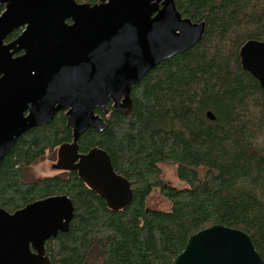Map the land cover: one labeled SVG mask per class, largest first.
<instances>
[{
  "label": "trees",
  "instance_id": "1",
  "mask_svg": "<svg viewBox=\"0 0 264 264\" xmlns=\"http://www.w3.org/2000/svg\"><path fill=\"white\" fill-rule=\"evenodd\" d=\"M175 1L185 17L205 21L203 38L133 87L130 114L110 108L107 128L79 140L82 151L106 149L132 182L129 205L111 208L75 171L28 176L31 165L72 141L63 111L23 133L4 157L1 207L13 212L58 194L74 203L69 230L46 243L53 264H175L190 236L214 224L246 231L264 259V88L240 57L246 41L264 40V0ZM164 162L186 187L161 178ZM155 188L170 210L147 205Z\"/></svg>",
  "mask_w": 264,
  "mask_h": 264
},
{
  "label": "water",
  "instance_id": "2",
  "mask_svg": "<svg viewBox=\"0 0 264 264\" xmlns=\"http://www.w3.org/2000/svg\"><path fill=\"white\" fill-rule=\"evenodd\" d=\"M0 166L20 136L66 111L73 141L58 155L113 209L129 205L132 182L110 154L79 149L90 128L104 131L109 103L134 108L133 87L162 61L204 36L206 23L185 17L175 0H0ZM21 33L11 41L9 36ZM242 67L264 88V40L240 48ZM208 116L215 119L212 111ZM75 206L67 194L10 212L0 206V264H53L46 242L68 231ZM175 264H264L243 229L214 224L192 234Z\"/></svg>",
  "mask_w": 264,
  "mask_h": 264
},
{
  "label": "rangeland",
  "instance_id": "3",
  "mask_svg": "<svg viewBox=\"0 0 264 264\" xmlns=\"http://www.w3.org/2000/svg\"><path fill=\"white\" fill-rule=\"evenodd\" d=\"M63 168L59 164V160L55 157L46 155L43 159L33 164L28 168L27 174L31 178H40L53 176L61 173ZM161 178L177 188H184L187 186L177 175L176 166L172 163L164 162L160 164ZM147 205L150 208L160 210H170L172 208L171 202L162 194V192L155 188L147 199Z\"/></svg>",
  "mask_w": 264,
  "mask_h": 264
},
{
  "label": "flooded vegetation",
  "instance_id": "4",
  "mask_svg": "<svg viewBox=\"0 0 264 264\" xmlns=\"http://www.w3.org/2000/svg\"><path fill=\"white\" fill-rule=\"evenodd\" d=\"M19 30H20V33H21L22 29H19ZM20 33H19V34H20ZM19 34H18V35H19ZM18 35H17V36H18ZM17 36H16V37H17ZM16 37H15V38H16ZM13 39H14V38H13ZM13 39H12V40H13ZM7 41H11V40H9V38H8ZM110 108H113V106H112L111 103H109V106H108V109H109L108 113H104V112H102L101 110H97V112H99V113L105 118V120H106V116L110 113ZM113 109H114V108H113ZM114 110H115V109H114ZM61 111H63L64 114L66 115V111H64V110H61ZM61 111H59V112H61ZM115 111H116V110H115ZM59 112H58V113H59ZM65 117H66V116H65ZM66 120H67V118H66ZM67 125H68V124H67ZM68 127H69V126H68ZM69 128H70V127H69ZM70 129H71V128H70ZM93 129H94V128H93ZM72 132H73V130H72ZM80 137H81V136H80ZM79 140H80V138H79ZM72 141H73V139H72ZM72 141H71V142H72ZM66 143H69V142H66ZM78 143H79V141H78ZM64 144H65V143H64ZM60 146H61V145H60ZM60 146H59L58 149H57V152H56V155H57V156H56L55 158H57V159L59 160V164H60V166H62L63 162L61 163L60 158H59V155H58V150H59ZM79 148H80V145H79ZM93 148H94V147H93ZM100 148H101V147H100ZM91 149H92V148H91ZM103 149H104V148H103ZM79 150H80L81 152H88L90 149H89L88 151H82L81 148H80ZM105 150H106V149H105ZM106 151H107V150H106ZM114 167H115V166H114ZM115 169H116V168H115ZM62 171H68V172H74V171H75V172H77V170H64V169H63ZM62 171H61V172H62ZM77 174H78V172H77ZM120 174H121V173H120ZM78 176H79V175H78ZM58 195H61V194H58ZM51 196H53V195H51ZM47 197H48V196H47ZM43 198H46V197H43ZM43 198H40V199H43ZM37 200H39V199H37ZM35 201H36V200H35ZM26 205H27V204H26ZM19 209H20V208H19ZM10 212H11V211H10ZM13 212H14V211H13ZM48 241H49V240H48ZM48 241H47V242H48ZM47 242H46V243H47ZM46 250H47V247H46ZM47 253H48V251H47ZM48 255H49V253H48ZM49 256H50V255H49ZM50 258H51V257H50Z\"/></svg>",
  "mask_w": 264,
  "mask_h": 264
}]
</instances>
